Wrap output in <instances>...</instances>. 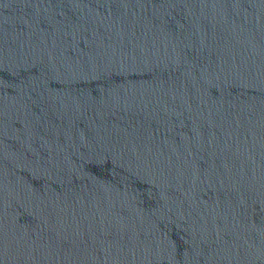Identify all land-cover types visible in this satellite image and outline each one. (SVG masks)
Returning a JSON list of instances; mask_svg holds the SVG:
<instances>
[{"label": "water", "instance_id": "obj_1", "mask_svg": "<svg viewBox=\"0 0 264 264\" xmlns=\"http://www.w3.org/2000/svg\"><path fill=\"white\" fill-rule=\"evenodd\" d=\"M0 264H264V0H0Z\"/></svg>", "mask_w": 264, "mask_h": 264}]
</instances>
